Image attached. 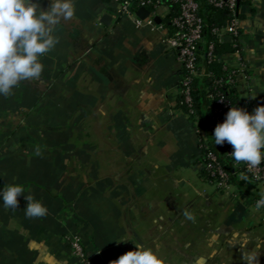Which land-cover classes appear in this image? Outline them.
I'll return each instance as SVG.
<instances>
[{"label":"crops","instance_id":"crops-1","mask_svg":"<svg viewBox=\"0 0 264 264\" xmlns=\"http://www.w3.org/2000/svg\"><path fill=\"white\" fill-rule=\"evenodd\" d=\"M73 2L40 57L41 76L0 95V188L23 185L47 207L30 218L23 196L16 209L0 201V264H80L72 234L90 264L136 244L164 264H244L259 244L264 264V207H255L264 188L221 193L201 177L207 130L178 106L181 67L165 33L118 21L114 0ZM239 11L241 51L218 61L248 67L236 93L251 114L264 105V0H240Z\"/></svg>","mask_w":264,"mask_h":264},{"label":"built area","instance_id":"built-area-1","mask_svg":"<svg viewBox=\"0 0 264 264\" xmlns=\"http://www.w3.org/2000/svg\"><path fill=\"white\" fill-rule=\"evenodd\" d=\"M117 4L116 18L118 21L130 20L137 27H147L152 31L165 33L166 47L176 53L181 67V78L178 82V106L184 114L192 119L199 127L203 117H198L193 108L192 91L194 82L206 81L205 89L210 100L207 116V138H200L199 169L205 170L210 177L209 183L214 185L218 192L228 193L234 184L231 177L244 183V188L252 186L264 188V161L258 166H249L244 162L233 161L235 172L230 173L219 161L218 156L210 150L209 138L213 135L217 124L222 123L226 113L233 107L243 108L242 104H234L227 99L219 88H224L227 94L237 87V77L246 72L248 67L241 62L237 69L223 64V76L216 78L210 71L209 65L219 60L215 53L216 44H224L229 39L233 52L241 51L240 36L243 19L240 15V0H114ZM146 9L149 15L141 19L137 13ZM166 9V13H160ZM214 11H224L228 17L224 22L210 23L208 16ZM162 18L156 23L155 18ZM207 82L211 84L210 88ZM224 153L231 157V145L224 143ZM264 207V206H261ZM72 257L80 264H90V259L78 235L72 234L67 238Z\"/></svg>","mask_w":264,"mask_h":264},{"label":"clouds","instance_id":"clouds-1","mask_svg":"<svg viewBox=\"0 0 264 264\" xmlns=\"http://www.w3.org/2000/svg\"><path fill=\"white\" fill-rule=\"evenodd\" d=\"M74 12L73 0H50L46 10L40 9L36 0H0V95L10 94L21 81L41 76L40 57L57 43L53 34L55 26L61 20L72 18ZM211 137L215 145L227 142L232 146L230 155L234 161L253 167L260 165L264 161V105L254 108L251 114L244 108L232 106L224 121L215 126ZM21 196L27 201L26 217L47 214V207L32 195H26L23 185L13 183L0 188V201L5 208H18ZM261 206H264V196L255 205L257 209ZM121 242L126 240L117 241ZM259 247L257 244L256 249L242 253L244 264H259ZM111 264L164 262L151 248L136 244V250L120 255Z\"/></svg>","mask_w":264,"mask_h":264},{"label":"trees","instance_id":"trees-1","mask_svg":"<svg viewBox=\"0 0 264 264\" xmlns=\"http://www.w3.org/2000/svg\"><path fill=\"white\" fill-rule=\"evenodd\" d=\"M228 17L227 13L224 11H214L209 16L208 19L210 23H220L224 22ZM232 46L231 44H216L215 53L221 55L222 52H231ZM223 64L219 61H215L209 65V71L218 79L223 76L222 71ZM207 86L210 88L211 84L207 82ZM219 91L229 100H231L234 104H240L239 98L237 96L236 90L230 94L225 92L224 88H219ZM193 108L198 117H203V121L201 122V126L207 130L208 122L207 116L209 115L208 106L210 105V100L208 99V94L201 82H194L193 91ZM210 150L218 156L219 161L224 165L227 171L230 173L235 172L232 162L234 161L232 158L227 157L224 153L223 147L225 145H215L214 139L212 137L209 138ZM233 151L232 147L230 148ZM201 177L209 182L211 179L205 170H200ZM231 182L234 186L238 187L242 192H247V189L244 188V183L238 181L234 176L231 177Z\"/></svg>","mask_w":264,"mask_h":264},{"label":"water","instance_id":"water-1","mask_svg":"<svg viewBox=\"0 0 264 264\" xmlns=\"http://www.w3.org/2000/svg\"><path fill=\"white\" fill-rule=\"evenodd\" d=\"M137 15H138L141 19H145V18L149 15V12H148L146 9H140V10L138 11ZM109 21H110L109 17H105V21H104V23L108 24ZM155 22L159 24V23L162 22V20H161L159 17H157V18H155Z\"/></svg>","mask_w":264,"mask_h":264}]
</instances>
